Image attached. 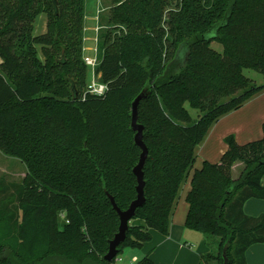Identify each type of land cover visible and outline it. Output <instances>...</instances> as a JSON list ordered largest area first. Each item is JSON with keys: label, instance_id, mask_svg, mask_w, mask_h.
I'll return each instance as SVG.
<instances>
[{"label": "trees", "instance_id": "obj_1", "mask_svg": "<svg viewBox=\"0 0 264 264\" xmlns=\"http://www.w3.org/2000/svg\"><path fill=\"white\" fill-rule=\"evenodd\" d=\"M113 2L110 21L126 32L101 36L96 74L108 91L97 97L83 96L85 0H0V151L27 168L19 207L0 225V264H116L124 248L150 242L151 230L168 236L197 146L217 120L264 90L244 74L264 75V0ZM41 14L48 30L35 36ZM182 49L185 64L166 76ZM143 92L138 122L149 155L145 204L134 219L143 225L130 224L119 255L107 262L120 226L109 195L122 211L137 199L142 151L131 121ZM225 142L220 162L196 170L187 195L186 227L211 248L200 264H224L226 246L229 264H247V250L264 244V214L243 211L249 199L264 200V124L261 140ZM237 162L244 170L234 180ZM135 264L155 263L146 256Z\"/></svg>", "mask_w": 264, "mask_h": 264}, {"label": "crops", "instance_id": "obj_2", "mask_svg": "<svg viewBox=\"0 0 264 264\" xmlns=\"http://www.w3.org/2000/svg\"><path fill=\"white\" fill-rule=\"evenodd\" d=\"M264 124V90L240 109L222 116L209 129L206 137L195 150V163L183 181L177 201L173 207L169 226V235L165 236L151 230L152 240L144 244V254L149 256L155 264H200L201 256L210 252L207 238L186 227L189 212L187 195L191 190L192 178L196 170H200L205 162L219 163L228 149L225 139L233 136L239 145L258 141L263 138ZM244 165L237 162L232 167L234 180L240 178ZM264 186V176L261 179ZM249 217H259L264 214V200L249 199L243 207ZM137 224L143 222L136 220ZM195 247V248H194ZM196 251H195V250ZM138 256L131 258L129 264L137 262ZM247 264H264V244L251 246L246 253Z\"/></svg>", "mask_w": 264, "mask_h": 264}, {"label": "rangeland", "instance_id": "obj_3", "mask_svg": "<svg viewBox=\"0 0 264 264\" xmlns=\"http://www.w3.org/2000/svg\"><path fill=\"white\" fill-rule=\"evenodd\" d=\"M116 6L117 5L114 4L113 0H85V13L83 23V61L85 57L92 56L95 53H97L100 58V47L103 42L101 40V36H103L105 32H107L108 30H113V33L115 34V30H118V28L119 32H126L125 27L119 25L116 28V25L112 24L110 21L111 10ZM47 30L48 16L47 14H41L37 18L34 25V35L40 36L46 34ZM211 48L219 53L223 52V47L217 42L212 43ZM37 49L39 57L43 60L41 47L38 46ZM182 56L180 57L178 62L180 63V65L178 64L179 66L177 65V67H175L173 71L174 73L178 71V68L185 62V56ZM172 69L173 67H170V70ZM167 74L168 71L165 75L167 76ZM244 74L256 84H264V75L253 70H245ZM90 76L91 71L88 69V72L86 73V83L83 88V96L84 94H86ZM186 108L190 112L193 119H196L198 112L192 109L189 103H186ZM26 175L27 168L24 163L14 157L7 156L0 151V225L6 222L7 212H12L11 210L19 207V201L17 200L18 193L20 192V188L22 187ZM3 210L4 213H6L5 216H2ZM17 218L19 219L20 223L23 222V214L20 209L17 212ZM61 221H64L63 217H61ZM130 224L137 225L136 220L132 221ZM149 243L150 242H148V244ZM134 256H138L139 260H142L144 257H146V254H144V248H124L118 256L116 264H129L131 258H133ZM167 262L171 264L169 259Z\"/></svg>", "mask_w": 264, "mask_h": 264}, {"label": "water", "instance_id": "obj_4", "mask_svg": "<svg viewBox=\"0 0 264 264\" xmlns=\"http://www.w3.org/2000/svg\"><path fill=\"white\" fill-rule=\"evenodd\" d=\"M183 55V56H182ZM185 56V61H186V50L182 49L181 53L179 54L178 59L176 60L175 64H173V69L168 70L167 76H170L173 74L175 67L180 63L179 59L180 57ZM185 64V62H184ZM183 64V65H184ZM178 65V66H179ZM146 97L145 92L140 94L135 101L132 104V121H131V128L133 132L135 133V144L141 149L142 153L140 155V161L138 165L134 168V174L137 178V199L133 201L130 205V207L122 211L116 204L115 199L109 195V198L111 200V203L113 205L114 210L118 213L119 218H120V226H119V231L116 233L114 236L113 240L110 241L109 243V251L107 255L104 257V259L107 262H112L113 260L116 259V257L119 255V247L125 243L127 239V234L130 230V223L136 218V212L139 208H141L145 204V181H144V167L146 164V161L148 159L149 151L147 146L144 143V127L143 125L139 124L138 122V110H139V105L141 101ZM77 98V95H76ZM223 258H224V264H229V260L227 258V246L224 248L223 252Z\"/></svg>", "mask_w": 264, "mask_h": 264}, {"label": "built area", "instance_id": "obj_5", "mask_svg": "<svg viewBox=\"0 0 264 264\" xmlns=\"http://www.w3.org/2000/svg\"><path fill=\"white\" fill-rule=\"evenodd\" d=\"M84 61L88 69L91 71L90 81L87 86L86 93L97 97L106 95L108 86L107 84L102 83L96 74V70L100 64L99 56L97 55V53H95L92 56L85 57ZM135 263V261L132 262V264Z\"/></svg>", "mask_w": 264, "mask_h": 264}]
</instances>
